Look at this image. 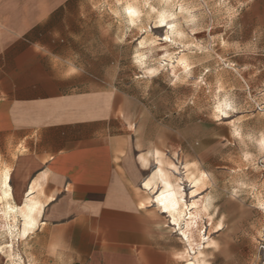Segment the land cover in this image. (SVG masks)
Masks as SVG:
<instances>
[{
    "label": "rangeland",
    "instance_id": "1",
    "mask_svg": "<svg viewBox=\"0 0 264 264\" xmlns=\"http://www.w3.org/2000/svg\"><path fill=\"white\" fill-rule=\"evenodd\" d=\"M238 1L81 0L113 95L111 156L127 159L118 170L159 212L158 178L142 188L155 173L203 201L194 250L160 213L173 264H264V4Z\"/></svg>",
    "mask_w": 264,
    "mask_h": 264
},
{
    "label": "crops",
    "instance_id": "2",
    "mask_svg": "<svg viewBox=\"0 0 264 264\" xmlns=\"http://www.w3.org/2000/svg\"><path fill=\"white\" fill-rule=\"evenodd\" d=\"M82 11L81 0H0V264H173L160 218L173 225V185L164 173L144 182L158 178L159 212L118 170L113 95Z\"/></svg>",
    "mask_w": 264,
    "mask_h": 264
},
{
    "label": "bare ground",
    "instance_id": "3",
    "mask_svg": "<svg viewBox=\"0 0 264 264\" xmlns=\"http://www.w3.org/2000/svg\"><path fill=\"white\" fill-rule=\"evenodd\" d=\"M128 13L129 15L135 14V9L132 7H128ZM171 40V39H170ZM158 172V171H157ZM156 174V173H155ZM154 179V178H153ZM149 180V179H148ZM149 182V181H148ZM166 186V185H165ZM145 187V186H144ZM149 187V186H148ZM147 187V188H148ZM175 187V186H174ZM180 187V186H179ZM161 188V187H160ZM167 189V187H165ZM169 193L171 194L174 192L175 196L177 197V202L180 204L179 206H174L169 211V215L171 218V223L173 226L177 227L179 229L181 235L188 241L190 245V249L194 250V246L196 245V240L194 239V230L198 222V212L197 206L198 204H202V199H197L195 201H192L191 203L187 204L184 198V193L182 189L174 188L170 189L168 187ZM159 194V193H158ZM33 200V199H32ZM30 203V202H29ZM33 203V202H31ZM35 206V205H34ZM33 207V206H32ZM191 208H194L192 211H190ZM32 209V208H31ZM183 209H187V219L184 222V225L182 228L179 227V220L182 217ZM26 210V209H25ZM35 210V209H34ZM37 210V209H36ZM23 211V210H22ZM21 211V212H22ZM30 211V210H29ZM33 211V210H32ZM35 214V213H34ZM167 214V213H166ZM28 215V214H27ZM25 217V215H23ZM34 217V216H33ZM31 222V221H30ZM25 223V222H24ZM4 230V229H3ZM202 237V236H201Z\"/></svg>",
    "mask_w": 264,
    "mask_h": 264
},
{
    "label": "snow or ice",
    "instance_id": "4",
    "mask_svg": "<svg viewBox=\"0 0 264 264\" xmlns=\"http://www.w3.org/2000/svg\"><path fill=\"white\" fill-rule=\"evenodd\" d=\"M261 207H264V204H262Z\"/></svg>",
    "mask_w": 264,
    "mask_h": 264
},
{
    "label": "clouds",
    "instance_id": "5",
    "mask_svg": "<svg viewBox=\"0 0 264 264\" xmlns=\"http://www.w3.org/2000/svg\"><path fill=\"white\" fill-rule=\"evenodd\" d=\"M262 208H264V207H262Z\"/></svg>",
    "mask_w": 264,
    "mask_h": 264
}]
</instances>
